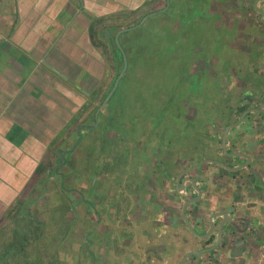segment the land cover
<instances>
[{
	"label": "flooded vegetation",
	"instance_id": "af4514ba",
	"mask_svg": "<svg viewBox=\"0 0 264 264\" xmlns=\"http://www.w3.org/2000/svg\"><path fill=\"white\" fill-rule=\"evenodd\" d=\"M183 6L185 12H181ZM164 9L166 10L163 11ZM155 13L157 14L154 15ZM164 13H167L165 16L168 17V21L171 23L170 31L172 35L169 34V40L174 42L173 45L175 46L172 49L174 48L175 50L173 51L183 48L184 57L190 58L188 55L191 54L193 57L191 67L194 75H199L197 77V87L196 89L194 87L192 89L193 91L196 90L198 94L194 95L188 90V95L175 105L173 100L166 102L163 99L161 111L168 109L172 113L178 112L184 119L183 132L191 130L195 132V121L205 114L204 110H206L205 112H212L216 108H219L218 99L220 97L227 98L222 105L226 110L222 112L221 109L220 112L222 114L220 112L216 113L213 120L207 123V134L212 140L205 143L204 146L195 145L192 150L189 142H184V140L183 142L180 141L176 147L169 146L171 144L169 138L165 139L166 141L159 139V144L151 140L150 143L146 142L149 134L151 136L158 135V130L165 125L155 127L149 123L142 130V138L134 139L133 137L130 139L118 127L119 121L113 119L111 116V108L114 109V103L111 101L116 92H118L119 85L124 81L129 68V58L122 47L126 55L127 69L115 89V84L124 69L125 60L123 53L118 48L116 42H114L115 37L113 36L110 58L113 67H115L114 69L117 70V77L113 82V86L106 93L105 99L98 103L99 105L93 106L97 98V96H94L92 101H90L91 104L84 106L76 114V122H78V126L81 128L80 131L85 133V137L75 138L72 147L68 151H62V153L66 152L64 157L65 163L58 168L56 175L50 173L48 175L49 179L47 178L48 182L51 179L59 180L60 184L55 189L54 196L59 192H63L68 197L70 194L74 195V199L72 198L71 202H69L70 200L67 197L66 204L68 209L66 210L67 212L69 211L67 213L69 217H66L67 221L65 222L68 224L66 226L68 229L63 233L61 242L55 247L52 243L49 244L47 240L44 243L45 248L48 250H46L47 253H43L41 258L44 261L47 256L50 257L47 264H71L66 260H60L58 254L66 250L64 248L66 245H63L64 243L62 242L71 244L72 246L76 245L78 241L76 236L79 235L76 234L77 230L81 233L79 235L81 236L80 239H82L81 241L84 239V246H86L82 249V251L86 252L85 255H83L82 251H79L81 255L77 264H114V262L115 264H138L135 258L126 263L122 256L125 253H129L127 251L133 252L136 257H138L137 253L142 254L144 252L145 256L151 258V261H143L140 264H155L154 262L158 259L148 247H150L151 241L155 243L157 237L161 238V235H157L158 230L152 226L155 223H151V221H166L165 227H169L167 221H175V207H171V205L173 202H176V196L179 195L176 182L182 176L183 171L190 170L185 166L179 172L178 168L183 167V164L190 157H201L206 150L212 153L215 152L213 156L219 159L225 156L226 162L222 163L226 167L220 166L218 173L215 175L212 172L214 166H211V161L206 163V165L202 163L204 158H200L196 162V165L194 164L197 166L196 170L202 169L200 167L203 164L207 169L206 171L202 169L204 173H201L205 181L206 192L200 188L201 197L196 203L200 204L198 211L200 219L209 222V229L204 234H199L196 230H192L189 227L190 236L196 237L202 242V247L195 250L196 255L199 258L201 257L198 264H264V173L260 168L261 164H264V160L260 162L256 161L255 158L259 159L260 156L262 157L261 154L247 155L244 152L245 150L241 151L239 144L242 137H232L230 142L225 139L224 143V135L222 138L223 144L219 147L216 141L217 133H215V129L219 125L218 119L222 118L229 121L227 117H229L234 108H237V103L233 99L234 96L235 98L237 97V93L241 94V97L250 93L247 99L251 104L256 102L257 104H263L259 108H247L245 113L249 111L245 114L242 122L245 119L251 118L253 114L259 113L257 118L263 117L258 121L261 120L264 125V79L263 83L261 81L255 83L249 81L247 82V86H245L246 83L236 80L238 78L236 76L238 73L236 65L239 59H235V56H232L231 59H223V53L227 52L224 50V47L230 51H235L240 45H248L247 48L250 47L251 53H254L252 56L253 60L260 58L264 62V0H167L164 6L148 16L152 18ZM141 20L143 19H138L137 23L133 22V25L128 27L139 25L142 22ZM175 22L178 23L177 26L174 25ZM123 29L125 28H121V30ZM206 29H208L209 34L205 37L204 45L208 47L209 52L206 46L203 50L202 46L197 44L198 32ZM130 32L132 31L126 32L124 36H120L121 42H126L125 40ZM178 41L182 42L183 46ZM114 46H117L119 51ZM102 47L103 51L107 49L104 46ZM128 48L130 50L129 46ZM172 49H169L170 53ZM113 53H115V56H113ZM223 63L224 66L229 67V71L231 70V72L236 69L234 75L229 77V81L222 76ZM119 66L121 67L120 69ZM259 76H264V74H259ZM186 81L187 79H185ZM260 84L263 85L262 89L259 87ZM183 85H186V83ZM249 85L251 88L244 91ZM237 90L239 91L237 92ZM204 96H206L205 99ZM172 98L170 97V99ZM106 112H108L107 116H105ZM92 117H94L95 121L89 123V125L85 124ZM103 117L104 121H100V118ZM239 121L240 119L233 125L228 122L229 124H226L224 128V133L226 134L227 131L232 130L234 125ZM209 129L214 132L210 134ZM213 135L215 137H212ZM108 139L116 147L122 144L120 146L122 152L129 155L127 160H123V158L117 155H110L111 159L108 162V169L104 167L103 169H99V172L97 170H90L88 172L78 170L76 166L77 158L81 154H84V152H89L84 151L85 146L90 143V146H94L96 142H99L100 146ZM86 140L88 141L84 144L83 141ZM132 144L135 148L128 149L127 146L130 147ZM224 144H226L225 147ZM161 146H164V148H161ZM165 148L167 149L164 151L163 149ZM93 149H95V146ZM89 154L91 153L89 152L88 156ZM243 155L252 157L253 161H247L243 158ZM90 157L93 163L95 160L102 161L104 156L99 151L97 154L92 153ZM130 159H133L132 162H135V166H130ZM235 161L238 164H235ZM198 163L202 164L198 165ZM60 164H62V159H60L57 165ZM95 164L96 162L93 167L97 166ZM238 167L239 169H237ZM251 168L257 169L261 179L252 172ZM181 179L184 180L185 176ZM215 186L220 187L215 188ZM80 191L86 193L88 202L84 197L85 195L80 193ZM217 200L221 204L227 205L224 211H212L214 203ZM76 202L77 207L74 205ZM44 204L41 206H44ZM84 204L87 205L85 206ZM72 205L73 209L71 208ZM228 205L230 206V210H227ZM45 209L43 210L45 211ZM113 210L115 211L114 213L112 212ZM182 210L184 211V209ZM72 214L74 216L70 218ZM81 216L85 217L87 223L78 222ZM44 222L46 223L47 221ZM74 222H77L76 225H73ZM37 223L45 226L38 221ZM71 227V234H73L74 230L75 240L77 238V241L71 239L70 235L67 236ZM131 227L146 229L143 230L145 238H147L144 244L145 248L137 249L142 250V252L132 248L134 245L131 246L132 243L140 245L138 237L136 238L133 234H130L129 230ZM112 230L126 231L123 232V236L125 237L121 241V245L109 248V241L106 239H108V233H111ZM168 231L165 230L166 233H170ZM131 239L132 242L128 244ZM42 241L45 240H40V242ZM122 245L124 246L119 249ZM205 250H209L208 253H203ZM67 251L72 252V250L68 249ZM121 252H124L122 256ZM108 253L117 255L115 261L110 259ZM198 257H194V259Z\"/></svg>",
	"mask_w": 264,
	"mask_h": 264
},
{
	"label": "crops",
	"instance_id": "0c3cea01",
	"mask_svg": "<svg viewBox=\"0 0 264 264\" xmlns=\"http://www.w3.org/2000/svg\"><path fill=\"white\" fill-rule=\"evenodd\" d=\"M166 1H0V226L6 221H39L36 210L42 207L41 200L51 193L46 185L48 175L58 173L54 168L62 151H68L80 133L85 137L74 119L78 110L90 105L94 96L108 93L113 86L109 73L113 36L121 28H129L137 19L157 11ZM108 32L111 33L109 38L106 37ZM102 46L107 48L106 60ZM247 46L240 45L235 50L239 53L236 80L246 83L245 86L249 81L255 83L264 79L259 76L264 74L263 60H253L254 53ZM259 87L262 89L263 85ZM250 88L249 85L244 91ZM249 94L241 97L237 93V97H233L237 108L227 117L229 121L218 119L216 141L220 147L224 135V143L225 139L230 142L232 137H242L241 151L264 157V125L258 121L263 116L258 119L259 113H256L242 122L249 111L245 113L247 108L263 106L257 102L251 104L247 99ZM238 119L240 121L225 134L226 124L233 125ZM209 132L214 131L209 129ZM213 154L215 152L206 150L201 157H190L178 168L179 172L185 166L190 170L183 171L176 182L179 195L171 205L175 207V221H167L169 227H165L166 221H151L155 223L152 226L158 230L157 235H161L148 247L158 264L199 263L201 257L195 250L202 247V242L190 236L189 227L199 234L209 229V222L200 219V204L196 202L201 197L200 188L206 190L201 174L202 169L207 170L204 164L211 161L216 175L222 162H226L225 156L219 159ZM200 158H204V164L202 169L196 170ZM263 160L258 159V162ZM260 168L264 173V164ZM215 202L212 211L227 208L224 203ZM186 206L185 215L182 209ZM227 210H230L229 205ZM131 242L132 239L128 244ZM191 253L194 256L190 257Z\"/></svg>",
	"mask_w": 264,
	"mask_h": 264
},
{
	"label": "rangeland",
	"instance_id": "374dc122",
	"mask_svg": "<svg viewBox=\"0 0 264 264\" xmlns=\"http://www.w3.org/2000/svg\"><path fill=\"white\" fill-rule=\"evenodd\" d=\"M164 6V3H163ZM181 12H185L184 6L181 8ZM167 13L160 14L157 17L149 18L140 28L128 33L126 42L120 40L121 46L123 49H125V53L127 54L129 60H128V71L126 76L124 77V81L119 85L118 92H116L114 98L112 99V103H114V109L111 108L112 117L113 119H116L119 121L118 127L121 128L127 136L132 139L135 138H142V130L146 127V125L149 123L152 124V126H162L165 125L163 128L158 130V135L151 136V134L148 135L146 142L150 143V140L152 142L155 141L156 144H159V139L166 141L165 139H168L171 141V146H177L178 143L181 141L183 142H189V146L191 150L193 149V146L199 145L204 146L205 143H208L212 140V138L209 137L207 134V123L211 122L213 118L215 117V114L219 113L222 109V112L226 109L223 108L224 97H220L218 100V107L216 110H213L212 112H205L198 120L195 121L196 129L195 132L193 130L188 132H183V123L184 119L183 116L177 113H172L168 109L162 110L163 103L162 100L164 99L166 102L169 100H173L175 103H179L182 101V98L184 99L185 96L188 95V90L192 92L194 95L198 94L197 91H193L192 89H196V85L198 83L197 76L194 75V71L191 67V63L193 62L191 54H189L188 57H184V52L182 51L183 48H179V50L174 48L172 49L173 43L171 40H169V34H171V23L168 21V17H166ZM138 19L134 21V23H137ZM143 21V20H141ZM175 26L178 25L177 22L174 23ZM179 27V26H178ZM143 29V30H142ZM199 30V29H197ZM95 33L97 35V28L95 29ZM175 33V31H174ZM209 34L208 29L202 30V32H198V39L197 44L199 46H202L203 50L205 49V37ZM172 35V34H171ZM124 36V35H123ZM109 38L108 36H106ZM181 46H183L182 42H179ZM130 47V50L128 48ZM207 51L208 47L206 46ZM172 49V52L170 53V50ZM224 50L227 51L223 53V59L229 58L231 59L232 56H235V59L239 58V53L237 51H230L226 47H224ZM103 51V50H102ZM105 56L107 54V51H103ZM209 52V51H208ZM198 53V52H195ZM107 56L104 58L106 60ZM224 66V63L222 67ZM110 74H111V83H113L117 77V70L114 69L115 67L110 66ZM236 69L231 72L229 71V67L224 66L222 76L226 78V80H230L229 77L233 76ZM185 79L187 81L185 82ZM186 85H183L185 84ZM189 83V85H188ZM194 87V88H193ZM101 88V87H100ZM204 89V88H203ZM229 96V94H228ZM170 97H173L170 99ZM206 96H204V99ZM100 101L94 102V107L96 105H99ZM198 102V99H197ZM217 102V101H216ZM91 104V103H90ZM88 108V107H87ZM83 107H80L78 110L81 111ZM108 115V112L105 113V116ZM75 119V118H74ZM76 121V119H75ZM100 121H104V117L100 118ZM134 123V124H133ZM149 130V129H148ZM176 130V132H175ZM86 132V131H85ZM162 132V133H161ZM179 134V135H178ZM212 137H215L213 135ZM88 140L83 141L84 144L87 143ZM136 141V140H134ZM138 141V140H137ZM133 143V142H132ZM89 144V142H88ZM91 144V143H90ZM86 145L84 151H89L91 154L99 153L101 151L103 153V160L102 161H94L91 162V157L88 153L84 152V154H81L77 160H76V166L78 170H81L82 172H88L90 170H97L99 172V169H103L104 167H108V162L111 159L110 155H117L123 160H127L129 155H126L125 152H122L121 145L115 146L111 142L110 139L106 140L99 146V142H96L95 149H93L94 146ZM208 145V144H207ZM88 147V148H87ZM128 149H134L135 146L132 144L130 147L127 146ZM161 148H164V146H161ZM167 148L163 149L164 151ZM94 151V152H93ZM86 153V154H85ZM135 159V158H134ZM133 159H130V166H135V162H132ZM96 162L97 166L93 167L94 163ZM95 164V165H96ZM108 169V168H107ZM104 169V170H107ZM134 171V170H133ZM132 171V172H133ZM78 175V174H77ZM79 176V175H78ZM58 179H51L49 182L46 183L48 187V191L51 193H48L45 198H43L40 202V205L44 206L38 207L39 203H37V210L36 214L39 218V221L41 224H44L45 226L40 227L39 235L36 236V242L33 243V248L36 250L32 251V254L37 255L38 259L41 258L43 253H47L44 243L46 240L50 243H52L55 246H57L61 239L63 238V233L66 232L68 229V224L65 222L66 217H69L67 214V195L63 192L56 193L54 196V191L57 189V186L59 185ZM82 194H86L85 192H81ZM70 194V193H68ZM74 197V195L70 194L68 199L71 202V199ZM87 201V195L84 196ZM74 199V198H73ZM72 199V200H73ZM48 202V203H47ZM88 202V201H87ZM47 203V204H46ZM77 207V202L74 204ZM85 205V204H84ZM87 205V204H86ZM85 205V206H86ZM49 207V209H48ZM44 208L45 211L43 210ZM73 209V205L71 206ZM48 209V210H47ZM95 209V207H94ZM96 210V209H95ZM78 211V210H77ZM98 212H100L98 210ZM115 212L114 210L112 211ZM77 213V212H76ZM96 213V212H94ZM67 214V215H66ZM77 215V214H76ZM96 215V214H95ZM74 215L72 214L71 217ZM44 221H47L46 223ZM81 221V222H80ZM11 222L14 223L15 221H6V223ZM37 222V221H36ZM35 224L37 225V223ZM79 223H87L85 220V217L81 216ZM98 222V221H95ZM77 222H74L73 225H76ZM66 227V228H65ZM65 228V229H64ZM144 229H137V227H131L129 230L130 234H133L137 239H139L140 245L132 243L131 246L134 245L136 250L138 248H145V233L143 232ZM35 231H37V227H35ZM126 231V230H124ZM122 230H112L111 233H108V236L106 239L109 241V248L114 247L115 245H121V241L125 236H123ZM72 227L70 228L68 235H70L71 239L75 240L74 230L73 234ZM62 234V235H60ZM76 234L80 235L79 231H76ZM76 236L77 238L75 241H77L76 245L72 246L71 244H66L65 242L63 245L64 248H66L65 251L62 253L59 252L58 258L60 260H66L67 262H70L71 264H77L80 260L79 251H82V249L86 246H84V239H80L81 236ZM1 237H5L6 235L3 233L0 235ZM44 237V238H43ZM9 238V236L7 237ZM6 238V239H7ZM5 239V241H6ZM44 239L45 241L40 242V240ZM80 240V241H79ZM72 247H71V246ZM124 245H122L119 249H121ZM62 248V249H64ZM32 250V248H30ZM37 249L39 250V253L37 254ZM68 250H72L68 252ZM142 252V250H137ZM29 250H27V253ZM85 255L86 252L84 250L82 251ZM110 252V251H109ZM129 253L121 252V256L124 258V260L127 262H130L132 258L137 259L136 262L140 264V262H149L151 261L150 257H147L144 255V252L142 254H138V257L134 255V253L131 251H127ZM119 254V255H120ZM111 260L115 261L116 256L114 253H108ZM141 256V257H140ZM50 257H46L43 260V263H48ZM155 264H158V261L154 262ZM115 264V262H114ZM263 264V263H261Z\"/></svg>",
	"mask_w": 264,
	"mask_h": 264
},
{
	"label": "trees",
	"instance_id": "16d2710c",
	"mask_svg": "<svg viewBox=\"0 0 264 264\" xmlns=\"http://www.w3.org/2000/svg\"><path fill=\"white\" fill-rule=\"evenodd\" d=\"M99 43H102L99 41ZM103 44V43H102ZM117 51V46H114ZM121 56V55H119ZM123 66V65H121ZM121 67L119 66V69ZM107 94L96 98V100L102 102ZM95 121L94 117L87 123ZM36 221H15L14 223L8 222L0 226V235L5 234L6 238L0 239V264H41L42 258L38 259L37 255L32 254L33 243L36 242V236L39 235L40 225ZM37 227V231H35ZM36 235V236H35ZM6 239V241H5ZM32 248V250L30 249ZM27 250L29 252L27 253ZM40 249H37V254ZM33 261H35L33 263Z\"/></svg>",
	"mask_w": 264,
	"mask_h": 264
},
{
	"label": "water",
	"instance_id": "95a60500",
	"mask_svg": "<svg viewBox=\"0 0 264 264\" xmlns=\"http://www.w3.org/2000/svg\"><path fill=\"white\" fill-rule=\"evenodd\" d=\"M166 9H164L163 11H165ZM157 13H155L154 15H156ZM149 18V16H146L144 19H143V21L139 24V25H136V26H132V27H129V28H125V29H123V30H121L119 33H117V35L115 36V42H116V44H117V46H118V48L121 50V52L123 53V56H124V60H125V64H124V69H123V71H122V73L120 74V77H119V79L117 80V83L115 84V89H116V87H117V85H118V82H119V80H120V78H122L123 76H124V74H125V72H126V69H127V61H126V55L124 54V51H123V49H122V46H121V43H120V36H122V35H124L126 32H129V31H133V30H135L137 27H140L147 19ZM107 36L108 37H111V33L110 32H108L107 33ZM80 138H82V135H80L79 136ZM65 153L66 152H63L62 154H61V159H62V164H60V165H57L55 168H54V172H57V170H58V168H60L64 163H65V160H64V157H65ZM264 156V155H263ZM244 159H246L247 161H253V158L252 157H249V156H244L243 157ZM261 158H263L264 159V157H261L260 156V158L259 159H261ZM256 159V161H258V158H255ZM251 170H252V172L259 178V179H261V176H260V173L257 171V169H253V168H251ZM202 193V192H201ZM186 209H187V206L186 207H184V214L186 215ZM186 217V216H185ZM187 225H189V224H187ZM208 251L209 250H205V251H203V253H208ZM191 256H194V254L193 253H191V255H190V257ZM207 264H210V263H207Z\"/></svg>",
	"mask_w": 264,
	"mask_h": 264
},
{
	"label": "built area",
	"instance_id": "2783aa9c",
	"mask_svg": "<svg viewBox=\"0 0 264 264\" xmlns=\"http://www.w3.org/2000/svg\"><path fill=\"white\" fill-rule=\"evenodd\" d=\"M1 1V0H0Z\"/></svg>",
	"mask_w": 264,
	"mask_h": 264
}]
</instances>
